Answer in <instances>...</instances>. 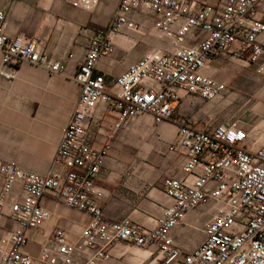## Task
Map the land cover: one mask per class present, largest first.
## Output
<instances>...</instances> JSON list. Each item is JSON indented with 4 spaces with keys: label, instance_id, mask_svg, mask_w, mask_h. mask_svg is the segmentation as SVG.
I'll use <instances>...</instances> for the list:
<instances>
[{
    "label": "built area",
    "instance_id": "1",
    "mask_svg": "<svg viewBox=\"0 0 264 264\" xmlns=\"http://www.w3.org/2000/svg\"><path fill=\"white\" fill-rule=\"evenodd\" d=\"M100 0H70L72 8L92 13ZM261 0H119L116 15L97 32L72 80L79 97L69 123L61 129L47 176L25 171L16 162L0 160V214L7 209L14 229L0 240V264H33L24 253L26 234L41 228L51 214L40 201L48 196L85 212L91 220L69 242L65 231L53 229L42 247V264H100L111 260L118 243L152 249L159 264H264V143L240 121L211 127L191 118L178 119L174 145L168 151L182 159L184 177L163 179V193L171 204L151 229L130 219H105L103 191L97 178L107 156L88 131L101 104L114 112L106 127L111 137L138 117L150 115L155 124L173 116L179 93L214 101L227 85L205 76L218 57H228L264 75V22L253 18ZM151 16L153 32L168 50L152 49L120 75H94L98 61L112 55L111 35L138 30L133 14ZM6 13L0 10V75L7 80L22 64L66 77L65 63L51 61L43 47L24 35L8 36ZM68 55L67 59H72ZM17 188V190H15ZM213 209L203 227L204 239L192 251L178 247L171 231L192 210Z\"/></svg>",
    "mask_w": 264,
    "mask_h": 264
},
{
    "label": "crops",
    "instance_id": "2",
    "mask_svg": "<svg viewBox=\"0 0 264 264\" xmlns=\"http://www.w3.org/2000/svg\"><path fill=\"white\" fill-rule=\"evenodd\" d=\"M69 1L0 0V10L6 13L5 33L35 40L51 61L66 66V77L50 76L28 64L20 65L10 80L0 75V160L16 162L21 169L39 176H47L51 170L62 172L53 168L52 163L61 129L69 123L79 97V86L72 77L87 53L90 40L107 29L119 4V0H100L92 13H86L72 8ZM196 1L216 4L219 0ZM131 18L138 30H123L110 36L114 51L98 61L94 75L115 78L146 51L170 49L153 32L151 16L136 13ZM253 18L264 22V0ZM258 41L264 42V33ZM68 55L72 59L68 60ZM203 74L226 84L227 91L214 101L180 92L173 116L159 124L150 115H144L111 137L106 124L113 121L115 114L104 104L99 106L87 128L95 146L107 148L96 182L103 191L101 205L106 220L128 218L141 228L151 229L162 210L171 204L163 193V179L184 177L183 159L168 151L175 144L179 118L193 119L197 128L204 122L215 127L238 120L245 100H258L264 110V75H259L255 67L218 57ZM240 125L246 131L254 128L260 143H264V128ZM40 204L51 216L43 227L26 234L23 251L33 259V264H42L38 257L53 229H62L67 240L74 242L91 220L89 214L67 207L51 196L43 198ZM7 212L5 209L0 214V240L14 229ZM212 212L211 207L189 211L183 223L171 231L175 244L187 252L199 246L204 239L203 227ZM152 251L118 243L113 247L111 260L100 264H159Z\"/></svg>",
    "mask_w": 264,
    "mask_h": 264
},
{
    "label": "rangeland",
    "instance_id": "3",
    "mask_svg": "<svg viewBox=\"0 0 264 264\" xmlns=\"http://www.w3.org/2000/svg\"><path fill=\"white\" fill-rule=\"evenodd\" d=\"M241 108L236 118L241 124L246 123L251 127L264 128V110L261 109L258 100H245Z\"/></svg>",
    "mask_w": 264,
    "mask_h": 264
}]
</instances>
